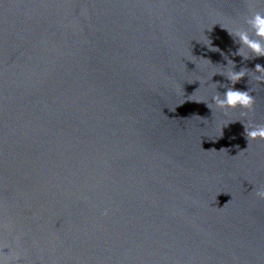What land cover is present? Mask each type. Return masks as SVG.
<instances>
[{"label":"water","instance_id":"obj_1","mask_svg":"<svg viewBox=\"0 0 264 264\" xmlns=\"http://www.w3.org/2000/svg\"><path fill=\"white\" fill-rule=\"evenodd\" d=\"M252 11L264 2L0 0V256L264 264V139L243 124H264V85L251 111L196 102L229 83L211 80L224 56L264 65L232 57L224 29Z\"/></svg>","mask_w":264,"mask_h":264},{"label":"clouds","instance_id":"obj_2","mask_svg":"<svg viewBox=\"0 0 264 264\" xmlns=\"http://www.w3.org/2000/svg\"><path fill=\"white\" fill-rule=\"evenodd\" d=\"M261 2H264V0H261ZM224 29H226L229 36L232 37L233 42L238 45L236 51L231 52L232 57H241V63L250 59L264 57V12L252 11L244 18V26ZM205 45L211 51L221 52L218 47H214L212 45L210 39ZM221 55H224V53L221 52ZM224 59L227 61L226 65L222 66V70L214 72L211 80L213 76L219 74L225 77L226 81L229 83H213L216 85V88L214 94L211 96V103L206 100L196 102L205 103L211 110H213V106H215V108L221 110L224 115H227L228 110L230 109L240 108L251 111L255 100L254 96L251 94L254 90L252 82L255 81L257 85H264V65L257 63L254 69H249L248 67L243 66L240 67L239 70H236L237 64L234 59L229 58V56H224ZM244 77H248L247 84L249 87L247 90L236 89L235 85L241 82ZM218 87H223L225 91L221 93L218 91ZM242 114L247 115V112ZM233 122L236 121H229L224 125V127ZM243 124L245 129L244 135L248 143L249 141L256 140L258 138L264 139V124ZM257 195L264 199V189L258 191ZM104 214L107 215V210H105ZM19 259V255L14 252L10 243L8 253L0 256V264H18Z\"/></svg>","mask_w":264,"mask_h":264}]
</instances>
